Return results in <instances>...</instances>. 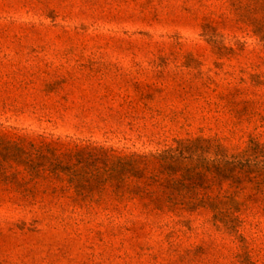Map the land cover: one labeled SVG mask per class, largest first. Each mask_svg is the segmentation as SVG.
<instances>
[{"label":"rangeland","instance_id":"1","mask_svg":"<svg viewBox=\"0 0 264 264\" xmlns=\"http://www.w3.org/2000/svg\"><path fill=\"white\" fill-rule=\"evenodd\" d=\"M238 12L229 0H0V127L123 154L191 137L231 153L264 145V27ZM22 177L0 181V264H264L259 201L240 214L244 239L205 210L152 217L136 235L134 205L35 201Z\"/></svg>","mask_w":264,"mask_h":264},{"label":"trees","instance_id":"2","mask_svg":"<svg viewBox=\"0 0 264 264\" xmlns=\"http://www.w3.org/2000/svg\"><path fill=\"white\" fill-rule=\"evenodd\" d=\"M229 2L239 11L240 22L264 27V0ZM263 149L254 138L242 151L231 153L217 139L191 137L158 152L123 154L112 147L0 127V181L22 175L33 184L24 188L26 198L34 195V187L35 201L42 193L57 202L64 198L74 209L118 210L132 204L146 215L144 221H131L128 230L136 235L155 222L152 217L205 210L218 229L244 239L241 212L257 201L264 208Z\"/></svg>","mask_w":264,"mask_h":264}]
</instances>
